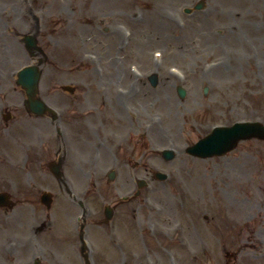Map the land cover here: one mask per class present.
Wrapping results in <instances>:
<instances>
[{
    "label": "rangeland",
    "instance_id": "1",
    "mask_svg": "<svg viewBox=\"0 0 264 264\" xmlns=\"http://www.w3.org/2000/svg\"><path fill=\"white\" fill-rule=\"evenodd\" d=\"M136 1L145 2L147 8L158 3L159 21L148 12L144 23L130 24L134 35L125 51L118 50L119 35L116 39L111 37L113 41L110 37L98 36L102 42L98 48L104 53L101 61L112 58L116 67H122L121 62L140 61L145 69L157 62L163 70L161 76L168 75L169 79H160L158 90L134 99L139 111L146 113L143 118L148 130L145 153L150 163L142 178L148 185L136 199L122 203L117 217L100 225L94 233V236L98 232L103 235L97 238L99 262L109 259L122 264L125 259V264H264V141H241L226 155L205 160L183 152L186 144L207 133L213 125L241 120L264 123V0H203L204 8L190 14H185L183 9L199 0H111L112 8L102 10L111 11L112 15L118 12V20H122L126 5ZM6 18L11 21L5 17L0 23ZM151 24H158L157 32L150 33ZM21 27L19 30L25 31L26 26ZM9 29L13 30L11 26ZM76 32L74 29L71 33ZM15 40L12 32H3L0 37V62L7 61L13 66L11 69H7L10 65L4 66L7 70L3 69L5 75L0 76V106L5 111L23 109L18 104L20 91L12 76L14 66L32 63L35 58L19 47L13 52L12 61L7 48L15 45ZM140 41H146L144 50ZM60 42L61 47L48 49L52 61L59 53H67V60L75 61L67 45ZM131 48H138L137 54L130 53ZM154 50L161 53L159 60L154 58ZM54 65L51 62L42 67L39 81L41 95L54 104L65 93L60 89L63 83L95 78L92 70L63 72ZM170 66L185 73L184 79L169 76ZM108 72L105 78L109 77ZM123 78L124 86L128 75ZM178 83L191 86V92L182 100L175 91ZM204 86L208 88L206 94H203ZM163 92L168 99L160 97L157 103H152L154 95ZM106 104L100 102L99 109H110ZM154 115L159 116L158 122L153 123ZM128 125L133 133L126 154L132 153V149L139 154L144 147L134 144L142 134L132 120L126 122ZM40 127L46 125L40 123ZM14 128L11 122L6 128L0 122V190H7L15 200L26 198L28 201L20 202V206H26L20 209L24 212L27 206L39 204L38 188L46 185L38 180L26 181L27 176L16 165L21 148L12 139ZM46 137L50 139L51 134ZM167 147L177 152L170 162L158 156V151ZM103 152L107 157L108 153ZM105 159L99 167L108 165L109 159ZM127 168L123 163V173L111 183L103 179L93 187L87 182H76L77 187L88 189L85 201L91 200L88 203L93 205L97 216L103 215L104 203L119 202L118 195L135 190ZM153 170L167 173L168 179L152 180ZM135 172L140 171L136 168ZM51 187L53 193L61 196L57 205L76 206L54 183ZM110 236L116 241L115 248L107 241Z\"/></svg>",
    "mask_w": 264,
    "mask_h": 264
},
{
    "label": "flooded vegetation",
    "instance_id": "2",
    "mask_svg": "<svg viewBox=\"0 0 264 264\" xmlns=\"http://www.w3.org/2000/svg\"><path fill=\"white\" fill-rule=\"evenodd\" d=\"M15 2L16 0H14V7L16 9ZM84 6L87 12L98 14V0H90ZM70 10L73 11V8L70 7ZM106 12L103 11L102 15L108 16L109 11L108 13ZM14 20L16 22L19 20L22 22H31V27L39 39L47 36L49 43L45 47H48L53 42H58L57 39L51 38L54 33L53 30H49L47 34L41 33L39 29L40 24L44 27H47V24L40 23L37 17L30 14L27 16L16 15ZM57 22L61 23L62 27H65L74 21L70 17H66L58 19ZM98 30V22L93 18V22L91 21L80 26L78 36L86 37L89 34L96 37ZM103 30L106 31L107 29L103 28ZM42 46L44 47V45ZM124 80L111 78L108 79L107 83H99L96 79H93L95 85L93 90L98 91L101 88L103 93H89L86 91H90V89H81L80 93L63 95L60 101H58L60 106L59 118L55 120L48 116L36 117L28 115L26 117L33 120L42 119L37 122H32V128H28L29 135L36 137L39 141L45 132L41 130L43 128L36 124L48 123L46 129L49 130L52 128L51 124L54 122L59 123V144L57 146H48L52 147V149H48L50 151L47 153L42 152V157L38 158V160H42L43 156L47 155L45 163L48 165L47 168L50 176L55 179L56 177L53 176L52 170L55 169L54 162L57 161L59 163L61 176L56 180L60 182V186H65L68 178L75 180L85 177L93 180L99 178L96 163L99 157L98 147L101 142L107 150L113 153L115 156L114 160L117 163L123 164L124 162L129 164L131 161L130 156L128 155V159H125L126 149L129 150L130 147V131H132L129 125L126 126V122L128 121L132 120L137 126L136 130H138V133H142V135H138V143L134 145L136 146L138 144L144 147L145 135L143 132L145 120L143 118L145 114L141 113L135 104L133 105V111L130 108L131 103H134L139 96L144 95L146 97L147 94H150L149 91L156 90V84H150L147 79H139L134 85L136 89L132 94H118L115 96L112 93V88L115 85H122ZM155 97L156 95H154ZM99 99L103 101L102 104L105 103L104 101H107L110 109H99ZM117 107L121 108L118 109ZM16 118L14 121H21V119ZM40 143L43 142L41 141ZM114 150H116L115 152L124 151L121 158L119 152H117V155L113 152ZM51 154L56 155V158L52 159ZM141 159L142 153H139V162H141ZM30 161L36 162V156L31 157ZM84 165H90V171L85 170L83 168ZM142 165H145V162ZM35 171L37 172L38 169ZM43 171H45L44 167L41 170L42 173L40 176H45ZM51 229L43 222H0V264H7L8 262L10 264L12 262L18 264H42V261L51 259L53 256L50 246ZM63 231L68 236L79 234L80 237L82 234V228L80 227L79 230L75 227H70Z\"/></svg>",
    "mask_w": 264,
    "mask_h": 264
},
{
    "label": "water",
    "instance_id": "3",
    "mask_svg": "<svg viewBox=\"0 0 264 264\" xmlns=\"http://www.w3.org/2000/svg\"><path fill=\"white\" fill-rule=\"evenodd\" d=\"M32 81V85L24 81L23 83H20L22 85H30V87L26 85V91L29 94L35 93L36 81H38V73L36 71L34 72V76H32ZM41 106V103H39L40 108ZM248 137L264 139V126L255 122L248 124L239 123L232 127L215 129L210 135L206 136V138L202 139L195 146L189 148L188 152L201 157L210 156L214 153L218 156L219 154H223L232 149L237 140L246 139ZM165 155H168V153L165 152ZM163 177L164 176L162 175L159 176V178Z\"/></svg>",
    "mask_w": 264,
    "mask_h": 264
}]
</instances>
